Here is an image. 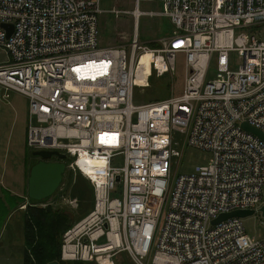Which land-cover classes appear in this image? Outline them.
<instances>
[{"label": "built area", "instance_id": "1", "mask_svg": "<svg viewBox=\"0 0 264 264\" xmlns=\"http://www.w3.org/2000/svg\"><path fill=\"white\" fill-rule=\"evenodd\" d=\"M154 1L107 11L131 15L132 32L98 48L99 0H0V89L26 99L25 147L64 155L92 192L90 209L61 235L59 261L264 264V238L249 239L241 218L211 224L232 211L262 218L264 144L240 125L264 135V0L138 9ZM141 15L172 27L156 47L138 41ZM177 55L180 92L137 103L148 79L171 75ZM175 128L184 130L180 142ZM185 147L209 158L175 175Z\"/></svg>", "mask_w": 264, "mask_h": 264}, {"label": "rangeland", "instance_id": "2", "mask_svg": "<svg viewBox=\"0 0 264 264\" xmlns=\"http://www.w3.org/2000/svg\"><path fill=\"white\" fill-rule=\"evenodd\" d=\"M133 0H99V9L103 11L97 17V46L105 48L121 43L122 38H130L133 19L129 14H118L115 17L108 13L111 8L117 11H132ZM162 1L155 0L153 3H141L139 10H150L152 12H161ZM138 41L141 45L155 47L157 38L170 35L172 27L163 16L141 15L135 21ZM259 29L246 31L248 36L258 37ZM166 35V36H165ZM156 39V40H155ZM161 39V38H160ZM152 40V41H151ZM152 42V43H151ZM149 43V44H148ZM235 56L232 57L234 60ZM6 60V54L0 51V63ZM144 63L143 59L141 60ZM183 77V57L177 55L174 61V70L170 74L162 77L148 79V87L143 89L137 97V103H146L165 99L169 96L176 95L181 90ZM138 94V90L134 91V95ZM26 117V99L17 93L4 92L0 89V169L4 171V167L13 166L15 176L20 177V187L18 191L7 186L9 192L24 195L25 192V176L27 174V164L36 162V158L31 157L29 149L25 147L24 128ZM175 141L180 142L184 130L175 128L173 130ZM209 158L207 152L185 147L179 158L174 160L175 175H189L193 173L194 168L205 165ZM118 165L119 158H115ZM7 175V174H6ZM9 176V175H7ZM12 174L10 175V179ZM68 182V184H67ZM75 199V205L71 206L68 201ZM28 201L24 195L22 199H16V203ZM29 203V202H28ZM38 208H53L67 213L73 222L81 219L91 206V188L85 178L77 172H73L67 168L64 170L61 182L56 191L49 198L32 202ZM50 204V205H49ZM89 207V208H88ZM21 210L16 209L6 218L4 226L0 233V264H21L22 259V235L21 222L18 217ZM72 221V220H71ZM72 222V223H73ZM241 225L245 235L252 240L264 238V218H260L258 214L242 219ZM126 258V256H125ZM123 260V258H122ZM120 256L117 257L116 264H130L122 262ZM127 260V258H126ZM96 264L94 262H90Z\"/></svg>", "mask_w": 264, "mask_h": 264}, {"label": "trees", "instance_id": "3", "mask_svg": "<svg viewBox=\"0 0 264 264\" xmlns=\"http://www.w3.org/2000/svg\"><path fill=\"white\" fill-rule=\"evenodd\" d=\"M28 202L34 204L32 203L34 201L28 200ZM20 218L22 220L23 237L21 264H47L50 262H57L58 264H93L59 261L61 235L74 223L67 213L49 207L41 209L25 205Z\"/></svg>", "mask_w": 264, "mask_h": 264}, {"label": "water", "instance_id": "4", "mask_svg": "<svg viewBox=\"0 0 264 264\" xmlns=\"http://www.w3.org/2000/svg\"><path fill=\"white\" fill-rule=\"evenodd\" d=\"M264 39V33L262 35ZM240 127L256 136L264 144V135L258 130H255L245 123ZM31 157L36 158V162L30 166L26 178V198L30 201L40 202L49 198L58 188L62 175L64 174L65 165L63 162L50 161L52 157L58 160H63L64 155L57 152H31ZM117 180V178L115 179ZM264 194V189H263ZM260 216L264 218V202L259 209ZM252 215V211H232L227 214H221L211 221L215 224L228 218H245ZM47 264H58L57 262H50Z\"/></svg>", "mask_w": 264, "mask_h": 264}, {"label": "crops", "instance_id": "5", "mask_svg": "<svg viewBox=\"0 0 264 264\" xmlns=\"http://www.w3.org/2000/svg\"><path fill=\"white\" fill-rule=\"evenodd\" d=\"M132 7H133V3H132ZM145 11H150V10H145ZM151 16H154V15H151ZM160 38L162 39L165 37L162 36V37H159L157 39H160ZM155 47H156V45H155ZM33 163H35V162H29L27 164V174L25 176V191H26V178L28 175V170H29L30 166L33 165ZM8 167L9 168H7L6 166L4 167L5 173L3 172V170L0 169V233H1L2 227L4 226V222H5L6 218L9 217L11 215V213L14 212L16 209H18V210L22 209L23 210V208H22L23 205L25 206L26 204H29L28 201L26 202V200L16 203V199L21 200L24 195L26 196V192H24V195L21 196V195H17V193H19V192H17V193L12 192L11 193L7 190V186L12 187L13 189L16 187L17 188L16 191H18L19 188H23V187H20L21 186L20 181H19L20 177L14 175L15 170H14L13 166H8ZM6 174L9 176H7ZM11 174H12V177L10 179ZM18 218L20 219V220H18V222L19 221L21 222V235H22V220H21L20 216ZM22 245H23V237H22ZM22 249H23V246H22Z\"/></svg>", "mask_w": 264, "mask_h": 264}, {"label": "flooded vegetation", "instance_id": "6", "mask_svg": "<svg viewBox=\"0 0 264 264\" xmlns=\"http://www.w3.org/2000/svg\"><path fill=\"white\" fill-rule=\"evenodd\" d=\"M25 120H26V117H25ZM50 161H53V162H65L66 161V158L64 157V159L63 160H58V159H56L55 157H52L51 159H50ZM34 164V163H33ZM28 200V199H27ZM29 206H35V205H29ZM36 207V206H35ZM23 209L25 208V206L23 205V207H22ZM22 210V209H21Z\"/></svg>", "mask_w": 264, "mask_h": 264}, {"label": "bare ground", "instance_id": "7", "mask_svg": "<svg viewBox=\"0 0 264 264\" xmlns=\"http://www.w3.org/2000/svg\"><path fill=\"white\" fill-rule=\"evenodd\" d=\"M142 59H143L144 63L141 62ZM148 59H149V57L147 55H143V56L140 57V60L139 61H140V63L144 64L145 67H146L147 66V62H148Z\"/></svg>", "mask_w": 264, "mask_h": 264}]
</instances>
